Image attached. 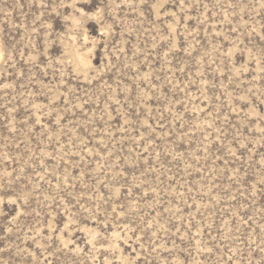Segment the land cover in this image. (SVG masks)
<instances>
[{"label":"rangeland","instance_id":"rangeland-1","mask_svg":"<svg viewBox=\"0 0 264 264\" xmlns=\"http://www.w3.org/2000/svg\"><path fill=\"white\" fill-rule=\"evenodd\" d=\"M0 45V264H264V0H0Z\"/></svg>","mask_w":264,"mask_h":264},{"label":"bare ground","instance_id":"bare-ground-1","mask_svg":"<svg viewBox=\"0 0 264 264\" xmlns=\"http://www.w3.org/2000/svg\"><path fill=\"white\" fill-rule=\"evenodd\" d=\"M73 55L76 59L78 66H81L82 68H89L92 65L91 61H89L86 58V56L84 54L80 53L79 51L75 50ZM2 58H3V53H2V48L0 45V63L2 61Z\"/></svg>","mask_w":264,"mask_h":264}]
</instances>
